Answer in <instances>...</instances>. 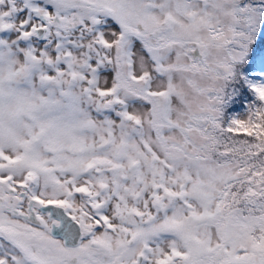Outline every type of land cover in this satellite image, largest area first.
Listing matches in <instances>:
<instances>
[{"label":"snow or ice","instance_id":"snow-or-ice-1","mask_svg":"<svg viewBox=\"0 0 264 264\" xmlns=\"http://www.w3.org/2000/svg\"><path fill=\"white\" fill-rule=\"evenodd\" d=\"M0 264H264V0H0Z\"/></svg>","mask_w":264,"mask_h":264}]
</instances>
